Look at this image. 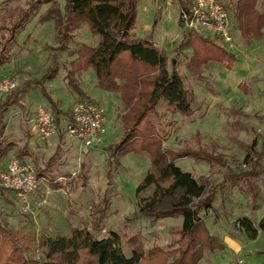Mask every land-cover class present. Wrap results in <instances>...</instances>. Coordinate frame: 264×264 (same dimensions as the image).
<instances>
[{
    "label": "rangeland",
    "instance_id": "obj_1",
    "mask_svg": "<svg viewBox=\"0 0 264 264\" xmlns=\"http://www.w3.org/2000/svg\"><path fill=\"white\" fill-rule=\"evenodd\" d=\"M221 1L231 28V47H222L211 36L186 29L179 21L180 8L168 0H140L132 31L136 37H153L193 93L189 114L173 112L165 101L157 105L151 120L165 136L163 145L172 150L202 148L221 154L233 172L247 169L246 155L258 163L256 175L247 181L224 183L223 166L191 158L175 161L182 170L206 177L217 188L212 208L204 215L210 233L217 237L231 234L245 243L235 256L228 250L224 258L215 253L214 262L223 264L229 257L235 261L241 257L245 264H264V231L250 239L238 231L236 222L241 216L256 221L264 214V28L259 39L247 43L235 26V0ZM63 2L0 0V52L6 54L0 80L7 78L16 83L15 88L0 95V105L9 93L22 89L25 80L40 77L55 60L57 73L43 84L57 108L64 111L78 99L65 80L70 72L86 96L103 107L105 130L97 144L84 148L64 131L63 116L55 139L49 141L51 138L42 137L35 121L38 109L50 108L49 103L38 85L22 89L15 97L18 104L7 105L3 113L1 136L9 150L0 159V169L16 158L33 164L44 179L36 192L25 197L1 191L0 220L19 235V245L30 260L42 257L44 239L68 234L72 226L88 228L101 236L116 232L127 255L129 238L134 234L140 235L145 251L153 245L175 248L180 217L152 220L137 211L135 189L148 170L149 156L127 153L116 161L109 157V146L121 138L123 131L124 107L119 94L99 89L91 68L72 71L71 61L78 50L83 45H95L97 36L82 24L71 31L65 48L59 49L53 20L41 21L50 8L62 12ZM257 8L264 12V0H258ZM21 11L29 19L11 38L7 29ZM188 35L201 36L233 53V65L228 68L209 62L198 74L189 71L186 64L192 50L177 51ZM249 249L255 252L247 254Z\"/></svg>",
    "mask_w": 264,
    "mask_h": 264
},
{
    "label": "trees",
    "instance_id": "obj_2",
    "mask_svg": "<svg viewBox=\"0 0 264 264\" xmlns=\"http://www.w3.org/2000/svg\"><path fill=\"white\" fill-rule=\"evenodd\" d=\"M139 1L64 0L62 12L50 8L41 21L53 20L59 49L65 48L71 31L82 24H86L91 34L97 36L95 45H83L76 51L77 57L71 61L72 71L91 68L99 89L119 94L124 107L121 115L123 131L121 138L109 146V157L119 160L127 153L149 156L148 170L135 189L137 211L152 220L180 217L176 247L164 249L153 245L145 251L140 235L134 234L129 238L131 248L127 255L116 232L109 231L101 236L88 228L72 226L68 234L44 239L41 242L44 247L42 257L30 260L19 245V235L0 220V264H199L204 251L224 248L220 239L210 233L204 220V215L212 208L217 188L206 177H195L191 172L182 170L175 161L191 158L223 166L226 168L224 183L247 181L256 175L259 165L246 155L244 164L247 169L233 172L221 154L202 148L172 150L163 145L165 136L151 120L157 105L165 101L167 108L173 112L189 114L193 93L170 63L165 50L156 46L153 37H136L132 31ZM257 2L235 0L234 3L235 26L247 43L259 39L264 28V12L257 8ZM175 3L178 8L188 11L191 2L175 0ZM28 19L25 11H21L7 29L9 37L13 38ZM182 48L192 50L186 67L195 74L198 70L202 72L203 65L209 62L230 68L235 61L233 53L201 36L184 37L177 51ZM5 55L0 52V66L6 59ZM56 73L53 60L40 77L25 80L22 89L31 85L40 87L59 128L63 116L70 120V108L64 111L57 108L43 84L54 78ZM69 74L65 76L67 86L77 94L78 99L89 98ZM22 89L9 93L0 105V159L9 150L3 145L1 136L5 127L3 113L7 105L18 104L15 97ZM147 190L150 192L143 194ZM1 191L5 189L0 187V195ZM236 222L238 231L244 232L250 239H256L258 232L264 231V214L257 221L241 216Z\"/></svg>",
    "mask_w": 264,
    "mask_h": 264
},
{
    "label": "built area",
    "instance_id": "obj_3",
    "mask_svg": "<svg viewBox=\"0 0 264 264\" xmlns=\"http://www.w3.org/2000/svg\"><path fill=\"white\" fill-rule=\"evenodd\" d=\"M169 4L175 0H168ZM188 11L179 10V18L186 29L199 34L209 35L216 39L222 47L232 46V33L228 22L227 12L221 0H190ZM16 87L10 79L0 80V95ZM36 125L42 137L53 136L58 127L50 108L42 106L36 115ZM64 131L80 141L84 148L97 144L105 130L104 109L97 101L85 98L77 99L70 108V120L63 118ZM42 179L37 174L33 164L13 158L6 167L0 169V187L14 192L19 197L28 196L36 192ZM236 264H245L241 257H237Z\"/></svg>",
    "mask_w": 264,
    "mask_h": 264
},
{
    "label": "crops",
    "instance_id": "obj_4",
    "mask_svg": "<svg viewBox=\"0 0 264 264\" xmlns=\"http://www.w3.org/2000/svg\"><path fill=\"white\" fill-rule=\"evenodd\" d=\"M157 46V45H156ZM116 94V93H115ZM118 94V93H117ZM116 94V95H117ZM119 96V95H118ZM92 97V96H91ZM95 97V96H93ZM38 128V127H37ZM31 132V131H30ZM51 138V139H50ZM49 141H53L55 139L54 135L49 137ZM260 217L257 218V220ZM256 220V221H257ZM262 231V230H261ZM260 233V231L258 232V234ZM214 235V234H213ZM217 236V235H215ZM220 241L223 243L224 248L221 250H215L213 252H208L206 253V251L203 253V257L200 260L199 264H216L213 260V257L215 256V253H219L221 256H223L224 258V252H227V250L229 251V253L232 256L236 255V251L238 249H240L242 246H244L245 243H243L241 240H236L233 235L231 234H225V235H219L218 236ZM255 251L253 249H249L247 254H251L254 253ZM234 259H232V257H229L228 260H224L223 264H234Z\"/></svg>",
    "mask_w": 264,
    "mask_h": 264
}]
</instances>
